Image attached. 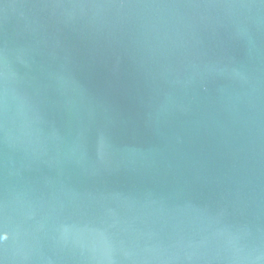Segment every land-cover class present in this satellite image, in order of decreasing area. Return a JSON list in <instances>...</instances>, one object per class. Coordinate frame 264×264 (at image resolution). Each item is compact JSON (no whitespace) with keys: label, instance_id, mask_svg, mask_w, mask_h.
<instances>
[{"label":"water","instance_id":"95a60500","mask_svg":"<svg viewBox=\"0 0 264 264\" xmlns=\"http://www.w3.org/2000/svg\"><path fill=\"white\" fill-rule=\"evenodd\" d=\"M0 264H264V0H0Z\"/></svg>","mask_w":264,"mask_h":264}]
</instances>
